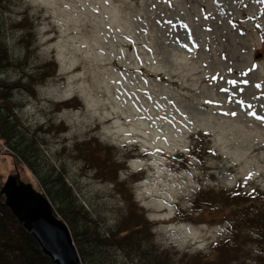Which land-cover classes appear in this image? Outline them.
<instances>
[{
	"label": "rangeland",
	"instance_id": "374dc122",
	"mask_svg": "<svg viewBox=\"0 0 264 264\" xmlns=\"http://www.w3.org/2000/svg\"><path fill=\"white\" fill-rule=\"evenodd\" d=\"M0 27L18 65L0 77L46 66L33 94L14 92L17 111L59 124L42 148L92 222L114 224L129 202L82 170L72 146L95 136L175 259L209 260L226 240L242 264L261 262L257 235H230L236 214L212 195L264 192V0H1ZM10 175L39 190L0 141V182ZM99 251L100 264H134Z\"/></svg>",
	"mask_w": 264,
	"mask_h": 264
},
{
	"label": "trees",
	"instance_id": "16d2710c",
	"mask_svg": "<svg viewBox=\"0 0 264 264\" xmlns=\"http://www.w3.org/2000/svg\"><path fill=\"white\" fill-rule=\"evenodd\" d=\"M3 38L0 33V71L18 66L10 61ZM45 68L46 66L42 69L37 67L33 72L25 73L15 80L0 77V141L9 155L20 166L29 170L39 188L37 190L48 199L53 213L66 224L81 264H100L98 258H93V255L100 252L99 249L104 254L105 250L107 253H110L109 250L124 251L134 264H242L238 260L239 247L234 249L235 244L230 246L226 240L215 244L213 250H218V254L212 255L209 260L198 255L178 260L168 250L161 248L154 240L151 221L141 210L142 206L135 199L133 191L127 188L128 183L120 177L122 171L126 170L123 163L119 167L114 158V161L108 160L106 151L109 148L98 143L95 136L72 146L82 163V170L99 180L111 182L115 190L126 195L129 202L114 224L100 229L97 223L92 222L85 205L77 200L63 166L53 164L52 158L42 148L48 134L54 130L57 134L63 131L58 128L59 124L55 126L54 123L50 125L49 122L39 121L27 124L17 111L19 107L15 102L14 92L23 90L33 94L34 84L47 76ZM68 101L79 105L76 97ZM68 101L66 100L69 104ZM126 166L128 167L127 164ZM1 184L0 182V186ZM203 198L204 196L195 202L201 206ZM212 202L216 206L231 208L232 214H236L234 217L237 221H228L230 235L237 227L243 228L246 232H254L264 247L263 191L257 189L246 193L235 187L213 193ZM237 234L233 233L234 240H237ZM258 259L261 262L256 264H264V253ZM0 264H52L31 234L25 231L6 207L1 194Z\"/></svg>",
	"mask_w": 264,
	"mask_h": 264
},
{
	"label": "water",
	"instance_id": "95a60500",
	"mask_svg": "<svg viewBox=\"0 0 264 264\" xmlns=\"http://www.w3.org/2000/svg\"><path fill=\"white\" fill-rule=\"evenodd\" d=\"M0 194L6 207L52 264H81L69 229L53 213L40 191L18 175H10L0 187Z\"/></svg>",
	"mask_w": 264,
	"mask_h": 264
},
{
	"label": "snow or ice",
	"instance_id": "6c2138e0",
	"mask_svg": "<svg viewBox=\"0 0 264 264\" xmlns=\"http://www.w3.org/2000/svg\"><path fill=\"white\" fill-rule=\"evenodd\" d=\"M233 115H235V113H232Z\"/></svg>",
	"mask_w": 264,
	"mask_h": 264
}]
</instances>
